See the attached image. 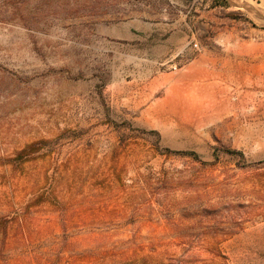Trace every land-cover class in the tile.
I'll list each match as a JSON object with an SVG mask.
<instances>
[{"label": "rangeland", "instance_id": "obj_1", "mask_svg": "<svg viewBox=\"0 0 264 264\" xmlns=\"http://www.w3.org/2000/svg\"><path fill=\"white\" fill-rule=\"evenodd\" d=\"M0 264H264V0H0Z\"/></svg>", "mask_w": 264, "mask_h": 264}, {"label": "crops", "instance_id": "obj_2", "mask_svg": "<svg viewBox=\"0 0 264 264\" xmlns=\"http://www.w3.org/2000/svg\"><path fill=\"white\" fill-rule=\"evenodd\" d=\"M166 1H168L169 3H172V4H179V3L181 4L184 0H166ZM202 75H204L203 71L201 69H197V70H193L191 72L190 77H192L193 80H197L199 82H202L203 81ZM184 77H186V76H184ZM198 85H200V84H198Z\"/></svg>", "mask_w": 264, "mask_h": 264}, {"label": "trees", "instance_id": "obj_3", "mask_svg": "<svg viewBox=\"0 0 264 264\" xmlns=\"http://www.w3.org/2000/svg\"><path fill=\"white\" fill-rule=\"evenodd\" d=\"M34 147H35V144H33V145H29L26 149L20 151V152L17 154V157H16L15 160H17L18 162H19V161L22 162L23 160H25V159L29 156V154L33 153V152H31V150H32V148H34ZM15 160H14V161H15Z\"/></svg>", "mask_w": 264, "mask_h": 264}, {"label": "bare ground", "instance_id": "obj_4", "mask_svg": "<svg viewBox=\"0 0 264 264\" xmlns=\"http://www.w3.org/2000/svg\"><path fill=\"white\" fill-rule=\"evenodd\" d=\"M244 1H246V0H244ZM230 58V57H229ZM236 58V57H235ZM238 58V57H237ZM241 64V63H240ZM224 65H225V63H224ZM241 65H243V64H241ZM226 70V69H225ZM224 70V71H225ZM227 71V70H226ZM206 73V72H205ZM207 74V73H206ZM210 74H212V72L210 73ZM225 74V73H224ZM216 75H217V73H216ZM220 75V74H219ZM228 75V74H227ZM230 75V74H229ZM202 76H204V75H202ZM226 76V75H225ZM231 76V75H230ZM217 78H218V76H217ZM222 78V77H221ZM213 84V83H212ZM215 84V86H216V83H214ZM208 91H210V90H208ZM224 91V90H223ZM200 92V91H199ZM219 93H220V96H221V91H218ZM194 93H196V92H194ZM201 93V92H200ZM203 93V92H202ZM201 93V94H202ZM206 93V92H205ZM204 93V94H205ZM210 93V92H209ZM214 94V93H213ZM223 94V93H222ZM197 95V94H196ZM206 96H208V95H206ZM205 96V97H206ZM219 96V95H218ZM191 97H192V95H191ZM199 97V96H198ZM172 98H175V97H172ZM182 98H184V97H182ZM208 98V97H207ZM194 99H195V97H194ZM197 99V98H196ZM211 99H213V98H211ZM179 100V99H178ZM201 100V99H200ZM189 101V100H188ZM218 101V100H217ZM186 102V101H185ZM193 102V101H192ZM212 102H214V101H212ZM216 107V106H215ZM216 108H218V107H216Z\"/></svg>", "mask_w": 264, "mask_h": 264}, {"label": "built area", "instance_id": "obj_5", "mask_svg": "<svg viewBox=\"0 0 264 264\" xmlns=\"http://www.w3.org/2000/svg\"><path fill=\"white\" fill-rule=\"evenodd\" d=\"M194 47H196V46H194Z\"/></svg>", "mask_w": 264, "mask_h": 264}]
</instances>
